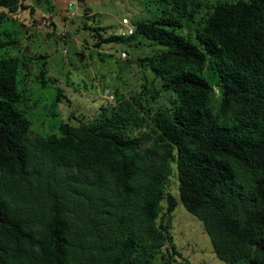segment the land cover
<instances>
[{"label":"trees","instance_id":"obj_1","mask_svg":"<svg viewBox=\"0 0 264 264\" xmlns=\"http://www.w3.org/2000/svg\"><path fill=\"white\" fill-rule=\"evenodd\" d=\"M24 1L0 7L13 13L28 8ZM172 2V12L138 22L133 35L108 38L141 36L164 48L151 69L175 97L170 112L155 115L159 135L144 153L145 139L127 131L143 120L122 101L92 125L63 122L59 133L32 138L17 107L20 61L0 57V264H152L171 238L162 217L179 200L202 220L221 261L264 264V0L213 5L197 40L177 30L192 18L189 0ZM208 64L221 88L216 112L202 75ZM40 149L87 177L76 201L44 189ZM173 164L179 199L167 192Z\"/></svg>","mask_w":264,"mask_h":264},{"label":"rangeland","instance_id":"obj_2","mask_svg":"<svg viewBox=\"0 0 264 264\" xmlns=\"http://www.w3.org/2000/svg\"><path fill=\"white\" fill-rule=\"evenodd\" d=\"M226 1L236 0H189L192 18H183L182 27L177 30L197 40V30L203 26L212 6ZM24 3L27 9L13 13L0 7V38L6 42L0 49V57H16L20 61L17 79L23 100L17 107L31 120V137L41 140L59 133L63 122L92 125L105 109H116L122 101L128 102L143 120L142 125L131 121L127 130L132 137L145 139L139 152L155 148L159 129L154 117L163 110L170 112L175 97L173 92L163 90L161 78L151 69V59L164 48L141 36L130 41L108 38L122 33L125 17L137 24L172 12V0H25ZM202 75L214 87L210 105L216 112L221 102L218 74L208 64ZM58 88L62 91L60 101H57ZM106 90L114 94V99L109 98ZM34 163L48 184L44 189L76 201L77 181L87 178L83 173L59 164L44 149L38 150ZM167 192L179 199L175 164ZM163 207L164 213L165 202ZM161 221L169 226L171 238L152 264L164 261L226 264L216 255L202 220L180 200L175 211L170 216L165 213Z\"/></svg>","mask_w":264,"mask_h":264},{"label":"built area","instance_id":"obj_3","mask_svg":"<svg viewBox=\"0 0 264 264\" xmlns=\"http://www.w3.org/2000/svg\"><path fill=\"white\" fill-rule=\"evenodd\" d=\"M122 33L121 35L123 36H130V35H133L136 31V28H137V24L135 22H133L130 18H123L122 19ZM122 55L124 57H126V52H123ZM106 94L109 96V98L112 100L114 99V94L110 93L109 90H106Z\"/></svg>","mask_w":264,"mask_h":264}]
</instances>
